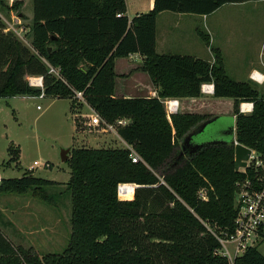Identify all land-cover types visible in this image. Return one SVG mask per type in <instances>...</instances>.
Returning <instances> with one entry per match:
<instances>
[{
	"label": "trees",
	"instance_id": "16d2710c",
	"mask_svg": "<svg viewBox=\"0 0 264 264\" xmlns=\"http://www.w3.org/2000/svg\"><path fill=\"white\" fill-rule=\"evenodd\" d=\"M247 1L257 0H154L151 10L130 18L127 0H33V49L0 18V97L44 93L76 101L75 91H84L101 118L128 121L118 134L142 158L134 162L128 147L73 148L69 244L41 257L16 247L0 229V264H230L217 254L211 229H232L237 215L235 184L244 174L236 170L234 144L205 143L186 157L181 140L211 116L169 114L163 99L199 97L202 84L213 83L214 97L234 99L235 139L264 156V95L252 81L230 77L219 48H213V63L159 54L156 24L162 11L208 15ZM1 8H8L5 0ZM132 53L144 56L142 69L156 96H115V59ZM50 65L60 76L49 72ZM29 76H42L44 89L31 86ZM242 102H252V112H241ZM76 125L82 128L79 116ZM9 153L18 163L20 148L11 145ZM122 182L137 185L132 200L119 199ZM55 184L26 172L2 177L0 193L33 188L47 198L46 186ZM236 263L264 264V254L251 247Z\"/></svg>",
	"mask_w": 264,
	"mask_h": 264
},
{
	"label": "rangeland",
	"instance_id": "374dc122",
	"mask_svg": "<svg viewBox=\"0 0 264 264\" xmlns=\"http://www.w3.org/2000/svg\"><path fill=\"white\" fill-rule=\"evenodd\" d=\"M23 2L18 8L16 3ZM8 8L0 9V18L9 30L33 49L31 25L33 0H5ZM146 1L129 2L128 15L136 16L145 7ZM219 9V8H218ZM169 14H179L169 11ZM188 15H193L189 14ZM172 19L160 20V27L177 22ZM191 24V20H183ZM204 19L197 17L194 23L204 27ZM209 23L221 26L224 31L218 34L226 48L228 60L244 63L228 64L234 79L243 78L250 60L264 61V1L227 3L213 12ZM217 43L215 44V46ZM135 60V59H131ZM264 93V86L259 87ZM164 103V102H163ZM75 104V110L73 109ZM81 104V105H80ZM165 108L166 104L164 103ZM216 110V109H215ZM167 111V108H166ZM208 111H214L210 108ZM180 112V110H179ZM93 110L80 100L58 98L50 95H19L0 97V173L2 177H21L26 172L34 176L56 181L58 184L46 186L44 195L37 196L33 188L26 193H0V229L16 247L32 250L41 257L50 253H61L69 244L71 234V195L67 183L71 177V167L62 160L65 149L124 148L126 144L112 132L89 125ZM198 114V113H197ZM211 116L213 112L202 113ZM76 116L80 118L77 129ZM226 125H233V116H223ZM195 130L194 128L190 131ZM190 132L181 140L180 149L186 157L200 148L202 143L211 141L221 133L213 135L208 130ZM231 140L232 136H223ZM211 143V142H210ZM215 143V142H214ZM20 148L18 163L11 161L9 147ZM71 150L68 152L71 155ZM37 161L38 164H34ZM49 164V165H47ZM234 251V245L229 243ZM264 254V242L258 247Z\"/></svg>",
	"mask_w": 264,
	"mask_h": 264
},
{
	"label": "crops",
	"instance_id": "0c3cea01",
	"mask_svg": "<svg viewBox=\"0 0 264 264\" xmlns=\"http://www.w3.org/2000/svg\"><path fill=\"white\" fill-rule=\"evenodd\" d=\"M130 1H137L139 3H141V1H146L144 9H142L140 13L148 12L153 8L154 5V0H127L128 9ZM219 9H217V11ZM169 13V11H162L157 16L156 50L159 54L192 56L196 58H202L213 63L215 61L213 48H219L222 52L224 64L230 77H232V75L229 71L228 64H239L238 67H244V63L228 60L226 56V48L223 45L227 40L222 41L220 36H218L221 31H224V28L221 26L216 27L209 23V18L211 17L212 13L208 15H188L187 13L177 14L176 12V14ZM174 15H178L177 22L166 25V28L160 27V20H166L169 18L172 19ZM196 16L202 17L204 19V27L206 28L207 33L201 29L200 25L194 23ZM31 20L33 22V17ZM183 20H191L192 23L186 24L183 22ZM204 37L209 39V45L205 42ZM216 43L217 45L215 46ZM143 62L144 56L139 53H132L129 56L115 59V96L154 97L157 95V87L153 84L148 72L142 69ZM246 63L248 65L245 67V75L243 78H236L235 80L252 81L258 87V89L259 87L264 86V61H262V59L250 60ZM260 94L264 95V93L261 91ZM168 99L177 100L179 102L180 112L198 114L213 112L214 115H212V118L196 126L194 128L195 130L190 132L191 135H194L198 131L208 130L213 135H218L221 133L222 136H217L211 141H206L205 143L229 142V140L225 139L223 136H228L227 131L225 130L229 128L230 125H226L225 122H223V116L232 115L235 125L234 99L216 98L213 94L203 92V90L201 96L199 97ZM210 108L214 109V111L209 112L208 109ZM121 140L124 142L122 138Z\"/></svg>",
	"mask_w": 264,
	"mask_h": 264
},
{
	"label": "built area",
	"instance_id": "2783aa9c",
	"mask_svg": "<svg viewBox=\"0 0 264 264\" xmlns=\"http://www.w3.org/2000/svg\"><path fill=\"white\" fill-rule=\"evenodd\" d=\"M121 15V14H119ZM49 72L60 76V69L50 65ZM28 82L31 86L44 89V79L42 76H29ZM203 92L213 94L214 84H202ZM42 93L41 95H43ZM75 98L86 103L84 91H75ZM167 112L173 114L179 111V102L172 99H163ZM240 110L243 113H250L253 110L252 102H242ZM93 116L88 122L89 125L101 127L104 131L118 134V126H125L128 121L119 119L115 123L108 122L93 111ZM125 142V141H124ZM235 142L238 141L235 139ZM126 147L131 150V158L134 162L142 160L141 156L126 142ZM251 153L246 160V165L240 167L238 171L244 174L236 181V205L237 215L232 229L222 231L213 230L211 232L219 242L217 254L227 258L230 264H237L236 259L244 254L247 249L255 247L264 242V156L255 149L249 147ZM34 164H38L37 161ZM49 165V164H47ZM2 175L0 173V183ZM137 185L135 183H119L118 197L120 200H132L135 196ZM205 199L206 195L202 194ZM229 243L234 245V251L230 249Z\"/></svg>",
	"mask_w": 264,
	"mask_h": 264
},
{
	"label": "water",
	"instance_id": "95a60500",
	"mask_svg": "<svg viewBox=\"0 0 264 264\" xmlns=\"http://www.w3.org/2000/svg\"><path fill=\"white\" fill-rule=\"evenodd\" d=\"M225 131H227L228 135L232 136V139L229 140V142L234 144L236 170H239L240 167H243L246 165V160L250 156L251 149L242 143L235 142V125L234 124L230 125L229 128H227ZM70 150H71L70 148L63 150L62 152L63 161H67L70 158L68 154Z\"/></svg>",
	"mask_w": 264,
	"mask_h": 264
}]
</instances>
